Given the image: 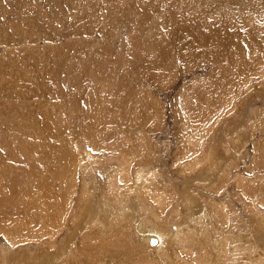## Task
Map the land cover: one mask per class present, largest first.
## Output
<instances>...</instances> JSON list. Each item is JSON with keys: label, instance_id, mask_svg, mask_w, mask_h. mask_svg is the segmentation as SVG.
I'll return each mask as SVG.
<instances>
[{"label": "rangeland", "instance_id": "374dc122", "mask_svg": "<svg viewBox=\"0 0 264 264\" xmlns=\"http://www.w3.org/2000/svg\"><path fill=\"white\" fill-rule=\"evenodd\" d=\"M0 4V17L19 31L22 27L15 44L4 43L10 37L0 42L4 66L12 63L11 51L18 54L19 65L11 72V65L3 66L7 78L1 79L7 87H22L25 81L21 101L3 88L0 101L11 114L24 106L25 111L50 115L48 124L36 116L38 123L27 137L18 129L23 138L12 136L7 122L0 124L2 157L12 160L19 154L12 160L15 167L8 159L5 164L4 158L0 161L1 256L24 259L43 249L54 252L79 222L88 199L102 203L104 198L118 211L126 202L135 215L144 208L147 216L152 214L173 231L177 220L186 216L185 204L203 201L215 209L220 206L226 217L219 228V237L225 236L227 244L224 250L232 253L240 233L248 241L247 232L253 233L256 226L249 223L251 212L236 184L240 179L253 186L251 197L257 195L258 200L251 215L264 218V0H0ZM8 95L12 99L5 98ZM231 139L243 147L239 154L231 147V164L225 165L217 182L205 185L195 171L182 169L187 160L223 155V146L229 147L225 142ZM6 146L19 153L10 158ZM64 162L65 176L60 174ZM140 169L151 175L137 180ZM120 182L121 189L111 191ZM183 192H190L185 204ZM189 218L185 224H190ZM127 227L125 239L141 248L132 224ZM260 234L264 247V233ZM256 244L249 246L256 250ZM181 247V257L189 253L192 263L185 260L196 262L192 246ZM245 248L234 254L237 259L242 253L239 261L250 255ZM260 258L264 261V251Z\"/></svg>", "mask_w": 264, "mask_h": 264}, {"label": "bare ground", "instance_id": "6f19581e", "mask_svg": "<svg viewBox=\"0 0 264 264\" xmlns=\"http://www.w3.org/2000/svg\"><path fill=\"white\" fill-rule=\"evenodd\" d=\"M0 11H1V9H0ZM1 12H0V16H1ZM2 18L0 17V42L3 43L4 41H2V40H4L6 37L7 38L10 37L9 43H6V42H4V43L7 45H11V44H13V42L11 40H13L14 44H15L20 39L18 36H19V34H21L20 31H21L22 27H21V25L18 24L19 25L18 27L20 28V31H19L16 24H10L9 25L8 21L5 20L4 18L2 19ZM26 25H27V23H26ZM23 32H26V31H23ZM25 35H26V33H23L24 37H25ZM24 40H26V39L24 38ZM10 54L13 56L12 57L13 58L12 63H11V61L9 62L11 66L10 65L4 66L3 60L5 61V59H2L0 61V88H3L8 93H13V96H12L13 100L21 101L24 98V94L21 93L20 90L23 89V87H25L23 85L25 83V81H23L24 83L22 84V87H20L16 84L11 85V87H7L4 84V82H6V81L2 82L3 79H1V78H4V79L7 78V77H4V75L2 74L3 73L2 69H4V67L8 68L10 66L9 71L11 72L12 70H14L15 68H17L19 66V65H17L18 64L17 63L18 54L15 53L14 51H11ZM23 62H25V61H23ZM5 63H7V62H5ZM53 67H54V65H53ZM9 71H7V73H5V74L7 75ZM5 72H6V70H5ZM27 78H29V77H27ZM61 80H60V82H61ZM51 84H52V82H51ZM26 86H28V83ZM28 87H30V86H28ZM58 87L60 88L59 85H58ZM0 93H1V89H0ZM31 93H32V91H31ZM5 98L12 99L9 95L6 96ZM27 101H29V100H27ZM43 102H40V103L42 104ZM12 103H14V102H12ZM21 103H23V102H21ZM27 103H30V102H27ZM41 104H40V106H41ZM36 105H38V104L36 103ZM2 107H3V110L5 113H3V110L1 109ZM11 109H12V107H11ZM6 112H7L6 104L4 105V103L2 101H0V124L3 123L5 125L6 122H7L6 124H10V127L12 129V136L16 135L17 138L19 135H21V137L23 138V136L25 135L24 133H26V137H27L33 131L34 124L38 123V122H36L38 118L40 121H46V123L48 124L49 116H50V115L48 116L46 112L40 113V111L37 109L33 110V111H25L24 106H23V108L21 107L19 109L16 108L15 111H13L14 113H12V114L9 112H7V113ZM36 116H38V118ZM35 117L37 118L36 120H35ZM18 129H23L25 131L23 133V136H22V134L18 133L19 132V131H17ZM235 136L238 137L237 134ZM19 139H21V138H19ZM238 139H236L235 141L233 139H231V140H229V142L228 141L225 142V143L229 144V147L227 146V144L226 145L223 144V145H225V146H223V150H222L224 152V154L223 155L221 154L217 158H215L210 153V154H207V156H205L206 159H204V160L197 159L195 161L192 160V162L188 163L189 161L185 157L187 161L185 163H183L182 166H184V167L182 169H184L186 171V170H188V169H186V167H187V168H190L192 170V172L195 171V174L197 175V179H199V181L201 183H205V185L213 184V183L217 182V177L219 178V175L221 173L222 174L224 173L223 170L231 164V163H229V161H232L231 159L234 155V154H232V153H234L232 151H235L236 154H239L240 148L243 147V143H241V141H239L237 143ZM11 140L13 141L14 139L11 138ZM21 141H23V140H21ZM29 142H30V140H29ZM25 144H27V143H25ZM18 145H20V144H18ZM1 146H2V144H1ZM8 146H10V145H8ZM8 146H6V148H4L5 147L4 146L3 148L6 149V150H4V152L7 151V155L10 158H12V156L14 157L15 153H17V154L19 153V152H15V151H14L15 153L11 152L12 150H10V149H13L14 144H13V147L9 148ZM231 147L234 148L232 151H231ZM21 149H22V147H21ZM199 154H200V152H199ZM17 156L19 157V154L16 155V158L12 159V160L15 161L17 159ZM1 158H4V161H2ZM201 158H203V157H201ZM0 159H1L0 161H2L4 164H5V160L8 159L10 162H12V165H14L13 167L16 166L14 161L10 160L7 156L5 157L3 155V157H2L1 153H0ZM182 159H184V158H182ZM79 161H81V159ZM190 161H191V159H190ZM209 161H211L210 164L206 165V163H209ZM225 165L227 167H225ZM0 166H1V163H0ZM62 166H63L62 170H61L62 173H60V174L65 176L64 166L67 167V165L64 162ZM182 166H180V167H182ZM142 170L140 169L139 171H137V173H136V179L137 180H143L144 176L146 178H148L147 176L151 175V174L143 175ZM57 172L59 173L60 171H57ZM8 173H9L8 170L4 171V174H8ZM124 173H126V172H123V175H124ZM123 178H124V176H123ZM123 178L122 179L119 178L121 182L124 180ZM145 180L147 181V179L144 178V181ZM69 181H70V179H68L66 181V184H67L66 186L69 185L68 184ZM196 181H198V180H196ZM121 182H120V184H118L117 187H116V185L114 187L113 186L110 187L111 191L113 190V188L116 190V192H117V189L119 187L121 189ZM247 182H246V180L240 181V179H239V181L237 182L236 185H237L238 189H240V192H242V195L245 198V203H247V207L249 208V210L251 212L249 214L251 216L249 219L250 220L249 223L253 227L256 226V228H255V231L253 233H251L250 231L247 232L248 233L247 234L248 235V241H245V242H244V238H243L244 235L242 237V233H240L241 234V235H239L240 238L238 240H235V242H233L232 253L226 251L227 249L224 250L225 245H227V244L222 238L225 236L219 237V233H221L220 231H222L219 228L222 227V224L224 222H226V217L222 214V211H224V208H223V210H221L222 208L219 209L220 206L218 207V209H215L216 207L214 208V207H212V205L211 206L210 205L205 206L203 201L201 203H199V201H197V202L194 201L195 203L192 202V204H190V205L185 204V201L189 202V200H186V198H188L190 196V194H189L190 192L189 193L183 192L182 200L185 204L184 208L185 209L187 208L185 210L186 216L188 218L191 217L193 219L189 218L191 220V222L189 220L190 224L189 223L185 224L184 219L186 218V216H185V218L183 217L184 218L183 220L180 218L181 220L179 219L175 223L174 231H173V228L171 230L169 227L161 225L162 223H160L157 220L158 218L157 219L151 218L152 214H150L151 216H147L149 213L144 208L141 209V212H143V213L139 214L140 212H137V214H136V215H138V217L144 215L143 216L144 218L142 217L141 219H139L135 214L132 213V211L130 210V207L126 205V203L129 204V202L125 201L126 202L125 205L122 204L121 208L118 207V209L120 210V211H118L116 208H114V206H112L110 200L107 199L108 200L107 201L106 198H104L105 202L103 201L102 203L97 202V201L95 202L93 199H92L93 201L88 199L87 205H85L84 208H81L82 212H79V217H80L79 222L76 223L75 225H73L70 228V231L68 230L69 233L67 234V237L64 240H62V242L59 244L60 246H57V249L54 252L50 253L49 250L43 249L39 253H37V252L35 254L32 253V255H30L28 253V256H26V258H24V259L20 258V255H19V257L15 256V257H13V259H10L9 256H8L9 257L8 258V257H6L7 255L1 256L3 254H0V256H1L0 257V264H52V262H55V260L61 261V264H190L192 262L189 258V255H188L189 253L187 255L185 254L184 256L188 257V259L190 260V263L185 260L187 257L185 259L183 257H181L180 254H182V253L184 254V252L181 251L182 249L181 250L179 249L181 246H184L186 248V246H188V245L192 246L191 251H195L194 252L195 256L193 257V259L195 258L196 262H194L193 264H229L228 261H232V259L234 260V262L232 261L234 264H255V261H257V259H259L260 254L263 253V251H264V247L261 246V243H260V238L262 236L260 233L261 232L264 233V224L262 223V222H264L263 221L264 218L260 217L259 213L256 215H251V214L256 213L255 201L258 199L256 198L257 195H254L253 197H251V195L253 194L252 193V187L253 186L249 185ZM112 183H114V182H112ZM70 184L73 185V183H70ZM37 185H39V184H37ZM139 188H141V187H139ZM100 195H99V197H100ZM115 196H116V194H115ZM110 198H112V197H110ZM116 198H117V196H116ZM120 200H122V199H120ZM194 200H196V199H194ZM140 204H141V202H140ZM67 205H69V204H67ZM132 210H134V208ZM135 210L137 211V209H135ZM138 210H140V208H138ZM151 212H152V210H151ZM257 212H260V211H257ZM131 216H134V218H135L132 221L129 220V218H131ZM57 218H59V217H57ZM16 220H18V219H16ZM74 222H76V220ZM130 223L132 224L133 233H134L135 237L138 239V242H140V244L142 246L141 248H143L144 251L138 245L133 244L131 242L130 238H129L130 240L129 239L127 240V238L125 239V236L129 235L127 233L129 228L127 226ZM4 225H5V223H4ZM253 227H251V228H253ZM251 228H250V230H251ZM12 229H10V230H12ZM249 233H250V235H249ZM79 234H80V240L78 237ZM25 235H27V234H25ZM150 237H155L156 241L150 242ZM252 243H253V245L254 244L257 245L256 243H259L258 244L259 247L257 246L258 248L255 250L253 247L249 246V244L251 245ZM148 244L152 247L148 246ZM71 246H73L72 254H70ZM243 246H244V248L245 247L248 248V250H245V254L246 253H248L250 255L253 254L255 257L252 256L253 258H251L250 255H248L249 257L247 255H245L247 257L244 256V259L239 261L238 259L242 257V253H241L240 256L237 255L238 257L236 259V256H234V254L241 251L243 249ZM206 247L209 249V253H207V250L205 249ZM178 249L181 253L178 252ZM193 249H195V250H193ZM254 251H255V254H254ZM190 253L192 254L193 252H190ZM238 254H240V253H238ZM256 254H259V255L256 256ZM232 256L234 258H232ZM261 258H262V256H261ZM261 258L259 260H261ZM256 264H264V261L263 260L258 261V262H256Z\"/></svg>", "mask_w": 264, "mask_h": 264}, {"label": "water", "instance_id": "95a60500", "mask_svg": "<svg viewBox=\"0 0 264 264\" xmlns=\"http://www.w3.org/2000/svg\"><path fill=\"white\" fill-rule=\"evenodd\" d=\"M156 238L155 237H150V242H155Z\"/></svg>", "mask_w": 264, "mask_h": 264}]
</instances>
